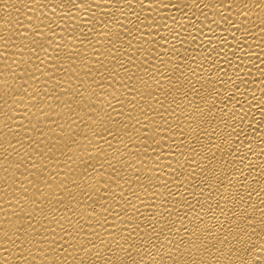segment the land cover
<instances>
[{"label": "bare ground", "instance_id": "bare-ground-1", "mask_svg": "<svg viewBox=\"0 0 264 264\" xmlns=\"http://www.w3.org/2000/svg\"><path fill=\"white\" fill-rule=\"evenodd\" d=\"M0 264H264V0H0Z\"/></svg>", "mask_w": 264, "mask_h": 264}]
</instances>
